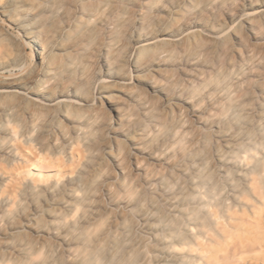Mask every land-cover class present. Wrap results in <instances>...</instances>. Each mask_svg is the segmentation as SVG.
I'll list each match as a JSON object with an SVG mask.
<instances>
[{
  "label": "clouds",
  "instance_id": "obj_1",
  "mask_svg": "<svg viewBox=\"0 0 264 264\" xmlns=\"http://www.w3.org/2000/svg\"><path fill=\"white\" fill-rule=\"evenodd\" d=\"M0 264H264V0H0Z\"/></svg>",
  "mask_w": 264,
  "mask_h": 264
},
{
  "label": "rangeland",
  "instance_id": "obj_2",
  "mask_svg": "<svg viewBox=\"0 0 264 264\" xmlns=\"http://www.w3.org/2000/svg\"><path fill=\"white\" fill-rule=\"evenodd\" d=\"M134 72H135V70H134ZM181 135H183V133H181L180 130L177 129V136H181Z\"/></svg>",
  "mask_w": 264,
  "mask_h": 264
}]
</instances>
